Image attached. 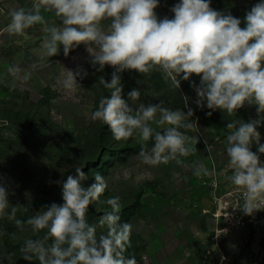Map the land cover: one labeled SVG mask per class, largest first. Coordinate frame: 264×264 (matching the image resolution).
<instances>
[{
	"label": "rangeland",
	"instance_id": "rangeland-1",
	"mask_svg": "<svg viewBox=\"0 0 264 264\" xmlns=\"http://www.w3.org/2000/svg\"><path fill=\"white\" fill-rule=\"evenodd\" d=\"M33 2L0 0V175L9 192V203L29 205L37 190L46 189L41 206L32 216L52 203L62 204L63 182L80 166L87 177L82 182L85 187L95 182L96 173L103 175L108 185L88 211V221L97 226V236L107 232L98 224V219L111 211L105 201L120 197V222L133 226L125 258L135 256L137 264H200V257L205 259L204 264H264V210L245 215L240 209L242 193L227 179L231 170L227 169L226 137L231 130L226 125L259 119L256 106L246 104L232 115L217 109L213 119L207 118V113H194L190 119L197 128L181 131L198 138L197 151L182 157V164L146 165L138 156L142 143L139 137L117 142L108 126L91 119L100 99L111 94L99 79L110 82L112 67L98 71L99 66L92 65V56L83 44L67 57L63 46L59 55L45 56L42 45L46 34L39 25L23 36L4 32L10 20L8 12L30 8ZM178 2L160 0L157 16L173 18L171 8ZM258 2L211 0V7L240 19L243 28L247 12ZM43 14L50 23H60L53 13ZM109 23L104 21V27ZM13 65L29 72L30 78L24 81L23 72L20 79L13 78L7 71ZM67 70L81 73L76 77L81 88L74 92L60 83ZM118 75L124 99L133 89L141 92L139 100H129L134 108L161 101L164 107L185 113L193 110L192 105L198 107L192 85L199 86V76L181 80L180 88H174L171 80L166 81L157 71L141 74L126 70ZM199 110L211 111L206 101ZM257 130L264 141V123ZM152 145L149 141L145 147L150 150ZM197 164H203L210 174L195 176ZM6 220L0 219V249L1 226ZM43 235L44 231L33 232L26 224L13 255L22 257L24 242Z\"/></svg>",
	"mask_w": 264,
	"mask_h": 264
},
{
	"label": "clouds",
	"instance_id": "clouds-1",
	"mask_svg": "<svg viewBox=\"0 0 264 264\" xmlns=\"http://www.w3.org/2000/svg\"><path fill=\"white\" fill-rule=\"evenodd\" d=\"M159 3L160 0H34L30 8L8 12L10 20L4 32L23 36L39 25L46 34L42 45L45 56L59 55L63 46L67 57L83 44L92 56V65L99 66L98 71L112 67L110 82L99 79L111 94L100 99L91 119L108 126L117 142L139 137L142 143L138 156L149 166L172 161L182 164V157L197 151L198 138L181 131L197 128L190 119L194 112L191 108L187 113L169 109L163 106L164 101L141 103L134 108L129 100H139L141 92L133 89L124 99L119 73L157 71L166 81L170 79L174 88H180L181 80L199 76V86L192 85L197 106L203 108L206 101L208 109H219L228 115L246 104L255 105L259 119L226 125L231 130L226 137L227 169L231 170L227 179L242 193L241 211L253 216L264 210V162L252 151L255 145L258 153L264 154L257 130L264 123V0L247 12L243 28L240 19L212 8L211 0H179L171 8V19L157 16ZM49 12L59 20L58 25L45 18L43 13ZM104 21H110L107 28ZM7 71L15 79H20L22 72L24 81L30 78V73L17 65ZM80 75V71L67 70L60 83L74 92L81 88L76 79ZM149 141H153L150 150L145 147ZM75 173L63 182V203L45 206L27 221L16 218L20 209L27 208L9 203V192L0 175V219L6 217L21 230L26 223L33 232L44 231L41 238L24 242L20 248L22 258L38 264H137L135 256H124L131 246L133 226L120 222V197L105 201L111 211L102 215L98 224L107 232L97 236V226L89 223L88 211L105 193L107 182L96 173L95 182L85 187L82 182L87 177L82 167H76ZM193 174L201 177L210 173L203 164H197ZM11 255L0 254V262L5 258L11 261Z\"/></svg>",
	"mask_w": 264,
	"mask_h": 264
},
{
	"label": "trees",
	"instance_id": "trees-1",
	"mask_svg": "<svg viewBox=\"0 0 264 264\" xmlns=\"http://www.w3.org/2000/svg\"><path fill=\"white\" fill-rule=\"evenodd\" d=\"M193 107V112L196 114H205L208 112H205L204 110H199V107H196L195 105H192ZM212 114L209 116L207 115V118L213 119L215 114L217 113V110L212 111ZM260 143L264 144V141H260ZM252 151L257 152V154L260 156L261 162H264V154L258 153V149L255 145L252 147ZM46 194V189H39L34 193L33 200L29 202V205H26L24 207L27 208V211L22 209L20 215L16 217L17 219H20L22 221H27L29 217L32 216V213L37 210L42 202H43V197ZM26 225V223H25ZM24 225V226H25ZM2 233H3V247L0 249V254L4 255L7 257L9 254L11 255V261H9L7 258L3 259L2 262H5L7 264H38V261H26L22 257H15L13 255V251L19 242V234L21 229L17 228L15 226V223L13 221L6 220L2 226ZM15 234V239L12 238V234ZM262 248H264V237L261 242ZM1 263V262H0ZM205 259L200 257V264H204Z\"/></svg>",
	"mask_w": 264,
	"mask_h": 264
}]
</instances>
